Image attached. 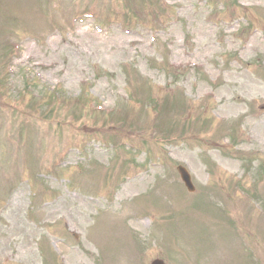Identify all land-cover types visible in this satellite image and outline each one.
I'll return each instance as SVG.
<instances>
[{"label": "rangeland", "instance_id": "1", "mask_svg": "<svg viewBox=\"0 0 264 264\" xmlns=\"http://www.w3.org/2000/svg\"><path fill=\"white\" fill-rule=\"evenodd\" d=\"M263 105L264 0H0V264H264Z\"/></svg>", "mask_w": 264, "mask_h": 264}, {"label": "water", "instance_id": "2", "mask_svg": "<svg viewBox=\"0 0 264 264\" xmlns=\"http://www.w3.org/2000/svg\"><path fill=\"white\" fill-rule=\"evenodd\" d=\"M180 173H181V176H182L183 180L185 181L186 185L188 186V188L190 190H192L193 186L189 180V177L187 176V174L185 173V171L182 168H180ZM153 264H163V263L161 261H155Z\"/></svg>", "mask_w": 264, "mask_h": 264}]
</instances>
